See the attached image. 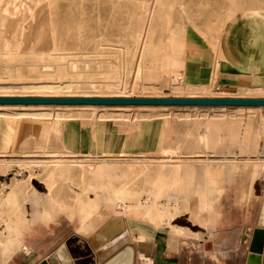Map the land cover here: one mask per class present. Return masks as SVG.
Instances as JSON below:
<instances>
[{
    "label": "rangeland",
    "instance_id": "1",
    "mask_svg": "<svg viewBox=\"0 0 264 264\" xmlns=\"http://www.w3.org/2000/svg\"><path fill=\"white\" fill-rule=\"evenodd\" d=\"M238 20L263 28L264 0H0V96L264 98V80L221 92L196 61L185 78L175 72L191 54L189 28L222 59ZM79 105L0 106L4 241L23 243L37 221L53 222L50 234L61 218L84 223L102 206L157 225L177 215L205 224L221 208L244 211L259 179L264 193L263 106ZM19 250L0 247V262Z\"/></svg>",
    "mask_w": 264,
    "mask_h": 264
},
{
    "label": "crops",
    "instance_id": "2",
    "mask_svg": "<svg viewBox=\"0 0 264 264\" xmlns=\"http://www.w3.org/2000/svg\"><path fill=\"white\" fill-rule=\"evenodd\" d=\"M252 26L249 21L238 20L227 28L222 35L225 53L222 59L216 57L208 40L189 28L191 54L178 56L175 72L185 78L188 64L196 61L204 73L202 80H213V88L221 92L244 89L248 83L263 84L264 26L260 30ZM257 181L260 183V179ZM256 183L244 211L221 208V216L205 224L192 222L196 229L174 223L178 217L186 221L185 215H177L170 224L157 225L141 216L128 217L106 206L84 223L61 218L66 225L55 226L52 234L45 228L53 222L47 225L37 221L23 233V243L30 252L19 250L0 263L53 264L51 257L56 256L55 262L62 264L56 251L65 245L74 264H104L126 246L135 250L134 264H247L255 230L264 229V193H258ZM37 224L43 226V235L27 240V231Z\"/></svg>",
    "mask_w": 264,
    "mask_h": 264
},
{
    "label": "water",
    "instance_id": "3",
    "mask_svg": "<svg viewBox=\"0 0 264 264\" xmlns=\"http://www.w3.org/2000/svg\"><path fill=\"white\" fill-rule=\"evenodd\" d=\"M0 104H146V105H237L264 106V98L247 97H44L0 96ZM57 256L62 264H74L65 245L60 246ZM53 264L56 256H52ZM135 250L126 246L104 264H134ZM43 264H47L44 262ZM247 264H264V229L254 233Z\"/></svg>",
    "mask_w": 264,
    "mask_h": 264
},
{
    "label": "bare ground",
    "instance_id": "4",
    "mask_svg": "<svg viewBox=\"0 0 264 264\" xmlns=\"http://www.w3.org/2000/svg\"><path fill=\"white\" fill-rule=\"evenodd\" d=\"M158 1H160V0H158ZM164 3V2H163ZM160 4V3H159ZM166 4V3H165ZM162 6H163V4H162ZM43 7V6H42ZM156 7V6H155ZM33 8V7H32ZM31 8V9H32ZM153 8V7H152ZM165 8V7H164ZM170 8V7H169ZM167 9V8H166ZM18 10V9H17ZM154 10V9H153ZM31 11V10H30ZM33 11V10H32ZM38 11V10H37ZM152 11V10H151ZM41 12V11H40ZM153 12V11H152ZM27 13V12H26ZM30 13H32V12H30ZM33 14V13H32ZM151 14V13H150ZM31 15V14H30ZM35 15V14H34ZM26 18V17H25ZM34 18V17H33ZM32 18V19H33ZM21 19V18H20ZM28 19V18H27ZM31 19V20H32ZM35 19V18H34ZM37 19V18H36ZM19 20V19H18ZM22 20V19H21ZM29 20V19H28ZM13 23V22H12ZM15 23V22H14ZM40 24H41V20H40ZM43 24V23H42ZM11 27V26H10ZM8 29V28H7ZM10 29V28H9ZM11 30V29H10ZM9 30V31H10ZM9 34V33H8ZM27 38V37H26ZM25 38V39H26ZM26 41V40H25ZM24 43V42H23ZM26 43V42H25ZM143 44V43H142ZM1 53V52H0ZM128 63V62H127ZM129 65H130V63H129ZM189 67H190V65H189ZM188 67V68H189ZM192 69V68H191ZM194 70V69H193ZM50 106V105H52V104H0V106ZM56 105H59V104H56ZM66 106H68V105H66ZM70 106V105H69ZM79 106H96V105H91V104H87V105H79ZM98 106H115V107H118V108H123V107H130V106H133V105H98ZM138 106H164V107H168V106H170V105H138ZM194 107V106H193ZM219 107H224V106H219ZM238 107H245V106H238ZM247 107H256V106H247ZM258 107V106H257ZM264 107V106H263ZM260 108V107H259ZM215 130V129H214ZM208 136V135H207ZM57 161V160H56ZM59 163V162H58ZM58 167V166H57ZM57 173H58V171H57V168H54V169H52L50 172H49V178H50V181L48 182V186H49V189H50V191L51 192H53V188H54V186H55V178H56V176H57ZM2 186L4 187V185H0V188L2 189V190H4L3 188H2ZM6 192H7V190H6ZM7 195V194H6ZM19 195H20V190L18 189L17 191H16V196L10 191L9 193H8V195H7V199L8 200H12V199H15V200H17L18 201V198H19ZM262 218H263V220H264V213L262 214ZM0 247H2V248H4V249H24L25 251H26V253L27 252H29V250H28V248H24L25 246H24V244L22 243V241L21 240H19V239H8L7 241H4L3 239H1L0 238Z\"/></svg>",
    "mask_w": 264,
    "mask_h": 264
},
{
    "label": "trees",
    "instance_id": "5",
    "mask_svg": "<svg viewBox=\"0 0 264 264\" xmlns=\"http://www.w3.org/2000/svg\"><path fill=\"white\" fill-rule=\"evenodd\" d=\"M258 184V181L256 183V185ZM174 223H179V224H183V225H188L190 226L192 229H196V226L192 225L191 223L189 222H186L182 219V217H178L174 220Z\"/></svg>",
    "mask_w": 264,
    "mask_h": 264
}]
</instances>
